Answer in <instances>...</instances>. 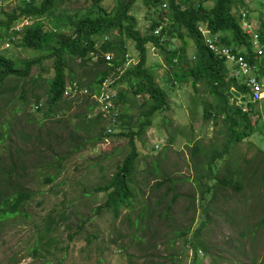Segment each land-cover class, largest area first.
Segmentation results:
<instances>
[{"label":"rangeland","instance_id":"1","mask_svg":"<svg viewBox=\"0 0 264 264\" xmlns=\"http://www.w3.org/2000/svg\"><path fill=\"white\" fill-rule=\"evenodd\" d=\"M42 1L0 0V21H8L10 18H14V25L10 28L0 24V55L12 59L19 66L28 59L33 60L41 56L47 58L50 52L24 47L21 39L22 31L25 28L43 26L55 29L61 27L64 32H72L70 23L65 25L61 19L70 17L74 13V9L84 7V10L78 12V19L88 8L84 0L78 5L58 1L62 4L60 9L64 15L60 14V10L54 14H37V16L23 14L27 5L40 7ZM119 1L104 0L101 6H104L107 13L112 14L114 12L115 14L116 5ZM204 1L206 4L217 2V0ZM88 3L90 4V2ZM167 5L164 4L162 8L169 15L171 12ZM233 9V15L236 16L242 29L247 28V32L252 36L255 33H261L260 28L262 20H264V0H243V2L233 0ZM237 11L240 12L241 17ZM244 12L249 17L247 16V22L243 25L241 13ZM127 15L134 19L135 29L143 36L160 35L158 27L155 31L152 30V24L155 20L153 18H158L160 14L155 9L152 10L148 7L143 0H136L131 4L127 10ZM165 17L169 19L170 16ZM202 31L206 35L211 34L203 27ZM227 33L229 34L228 30ZM123 34L126 36V31ZM113 36L111 33L108 37L99 39L96 46L97 51L100 50L101 52L100 56L91 53L83 59V62L79 58L70 60L69 65L73 69L72 73H75V80L78 79L81 83L79 84L81 92H78L75 86H71L70 81L67 82L68 88L65 97L71 101V105L70 109L65 110L66 113L61 114L63 122L56 129L38 128L37 118L41 117L42 112L36 110L38 106L35 101L31 98V103L24 107L21 100L18 99V94L23 91L31 97L38 86L37 84L34 85L32 81L36 75H54L55 69L52 58H47L44 64L40 66L34 65L29 77H22L26 85L17 86L13 95L7 92L0 97V99L2 98L0 109H3V113L0 114V121L4 115L12 118L11 114L15 107L24 108L19 119L12 118L9 124L2 123L0 125V132L10 131L12 133L8 143L13 146L18 145L24 150L23 152L30 155L31 160L34 159L37 162H44V158L54 155L53 153L58 154L62 159L60 177L51 183L43 182V177L38 175L39 169L30 170L32 175L31 188L34 189L36 195L39 192H44V194H38L36 206L29 209L30 219H25L19 223L18 220L16 222L10 220L8 223L6 221L5 223L0 222V264H264V180L259 183L258 176L254 183L247 181L246 187L240 194H233L228 188H219L217 197L214 202H211L208 212L203 214L201 208L203 200L201 201L200 193L206 182L199 181L197 185L192 180L206 173V169L199 166V163H207L204 153L213 147L214 142L216 146L220 147L226 140V135L225 130H221L223 116L218 119L220 123L217 129L212 126V118L205 117L208 111L207 104L217 99L209 91L206 82L197 81V86L194 87L192 85L195 80L193 75L188 77L190 79L185 84L180 82L175 84L176 90L167 93L168 105L165 110L156 112L145 131L141 135H135L138 149L144 154H142L143 161L137 163L135 179L137 183L141 182V186L135 192L137 196L134 197L132 204L134 209L122 207L123 210L118 215L113 212H103L100 216L92 206H102L107 198L106 194L98 192L90 197H84L79 192L84 185L92 188L105 181L103 180L104 175H109L107 176L108 180L112 177L114 157L121 160L128 154L132 133L138 131V127L143 125L142 122L145 121V117L142 114L140 116V112L143 110L136 104L132 106L128 102L131 117L118 122L110 133H118L119 136L105 141L94 140L92 133L95 135L96 131L84 129L86 125H89L90 128L93 125L91 120L95 118V114L105 109H100L98 105L94 112L88 110L87 107L97 99L96 96H91L90 99L89 95L92 94V91L89 86L94 83L96 65H99V72L106 67V64L99 62L101 58H106L107 55L113 56L112 53L101 51V45L107 38L113 40ZM186 37L188 40L186 54L190 56L189 59H193L195 46L190 36L186 35ZM124 38L127 40L126 54L131 56H129L128 65L124 67V71H126L141 61V53L134 40ZM162 39L166 40V37ZM251 43L253 45L252 38ZM181 45L180 38L174 37L167 48H180ZM236 50L240 52V50H246V47L242 44ZM253 51H255L254 47ZM51 56L53 57V55ZM67 56L68 54H66V59ZM145 58L144 68L156 65L154 73L157 83L160 86H167L169 83L166 80V73L169 72L170 67L166 61V52L153 45L148 46ZM233 64L237 68L235 74L241 81L242 76L239 75L236 63H227L230 67ZM181 69L191 72L187 63H183ZM118 74V72L117 74L113 72L111 77L103 83L101 95L106 92L104 89L115 80ZM260 81L264 86V78ZM6 88L10 89V83ZM169 88L168 86L165 89ZM115 89L128 91L129 97L134 96L129 82L118 84L114 90L108 89V94L117 95ZM250 99L252 101L251 91ZM44 100L45 98H43L42 104H44ZM99 100L102 101L103 98ZM238 100L236 102L231 99V102L237 106L247 103L241 102L240 98ZM255 102L257 105L252 113V120L257 122L256 131L233 147L234 150H238V154L243 158L241 160L242 165H244L245 158L249 160L257 151L263 150L254 158L253 162L259 161L264 153V91L263 97ZM118 103L116 108L120 112L123 104L121 101ZM105 115L106 120L103 125L106 126L110 116L108 113ZM73 124H79L83 128L82 131H77L75 138V144L83 150H78L76 155L71 157L66 153L68 142L65 140ZM107 129L106 127V133ZM212 129H214L213 133H211ZM121 132L125 135H120ZM219 132L220 134H218ZM28 135H31V140L28 145H23V140ZM191 137L194 141L192 148L191 143L188 142ZM197 145L201 147V152L195 154L194 148ZM110 155L111 159H108ZM153 157H156V160L160 159L158 161L159 173L152 172L153 161L149 160ZM53 159L51 158V160ZM25 160L28 161L29 159ZM103 160H107L111 165L100 171L97 164ZM260 166L262 167L260 171H263L264 159ZM53 171L55 172L54 168ZM164 174L172 176L175 183L158 187L156 182ZM213 175L222 176L226 173L218 171L214 172ZM217 184L218 182H215L214 187ZM136 187L137 184L134 188ZM165 193H168V198H171L174 193L182 195L171 210L172 217L170 219L154 218L150 223L149 221L135 223L136 218L133 217L141 214L143 207H149V211L146 210L147 213L151 210L157 212L162 210L161 204L156 203V201L164 198L162 195ZM209 200L210 198L205 200L204 204ZM63 210H66L65 216L68 220L60 222L62 225L55 236L59 238L58 244L60 243L65 249L48 255L40 248L39 243L40 236L46 234L43 223L50 212L56 220H59ZM105 210L110 209L105 208ZM129 213L133 216L131 225L128 219ZM156 217H158L157 214ZM148 226H150V230ZM201 226L204 229L198 230ZM183 227L190 229L188 239L192 243L195 241L191 236L195 233L201 236L202 239L195 243L200 242L199 244L206 250H198V257L195 255L197 251L192 249V243H184L186 238L181 237V235L178 236L183 231ZM88 237H91L90 242L87 240ZM121 237H125V248H117L116 244H120L117 240ZM38 249L43 256L36 255Z\"/></svg>","mask_w":264,"mask_h":264},{"label":"trees","instance_id":"2","mask_svg":"<svg viewBox=\"0 0 264 264\" xmlns=\"http://www.w3.org/2000/svg\"><path fill=\"white\" fill-rule=\"evenodd\" d=\"M61 3L66 2L76 4L82 3V0H43L40 7L27 5L23 10L24 15L37 16V14H54L59 12L64 15V12L60 9ZM104 0H84L85 5L88 8L79 16L78 12L84 10V7L74 9V13L70 17H64L61 19L64 24L71 25L72 32H64L61 27L55 29L45 28L43 26H37L34 28L27 27L22 33V45L33 49H40L50 51L47 58H52L54 62V75L47 76L45 74L36 75L32 78L33 84L38 85L34 93L29 97L25 91L18 94V99L21 100L22 105L25 107L32 100L37 104V109L42 112L41 117L37 118L38 128L46 127L48 129H56L60 126L63 120L61 114L66 113L65 110L70 109L71 101L65 97L67 91V82L70 81L71 86H75L78 92H81L80 81L75 80V73L70 67V60H76L79 58L82 62L91 53H96L100 56V50L97 51L99 39L108 37L111 33L114 35L113 40L107 38L101 45L103 52L112 53L107 55L106 58L102 57L100 63L106 64V67L99 72V65L94 68L95 80L91 83L89 89L92 91L91 96L100 97L105 95L109 96L111 100H114L115 105L112 110L116 109V105H119L118 101L123 104L122 110L118 112V121L122 122L124 119L131 117V109L128 108V102L134 106L136 104L143 111L140 112L145 117V121L140 125L139 130L132 133L130 138V148L128 154L121 160L115 158L113 164L112 177L108 180L109 175L103 176V181L99 185H95L90 188L84 185L80 189V193L84 197H90L94 193H105L106 200L102 206H92L97 214L104 212H113L118 215L122 212V207L133 208V199L137 196V189H140L141 182H136L135 175L137 172V163L143 161L142 151L138 149L135 141V135H141L147 126L151 123V118L156 112L165 110L167 107V93L174 92L176 90V83L180 82L185 84L189 80L191 75L195 77L192 82L194 87L197 86V81H203L207 83L209 91L216 97V101L207 104V112L205 117L212 118V126L217 129L222 118V129L225 130L226 140L223 141L220 147L216 146L214 142L213 147L208 149L204 155L207 163H199V166L206 169V173L194 178L192 181L198 185L199 181H205L201 189V208L204 212H208L211 202L217 197V190L228 188L233 194H240L247 185V181L254 183L256 177L259 179V183L264 180V170H261L260 163L264 159L259 158V161L253 162L254 158L263 152V150L257 151V153L249 158L244 159V165L241 160L243 158L238 154L237 149L233 147L242 142L247 137L251 136L256 131L257 122L252 120V113L255 110L257 102L250 99L249 86L240 81L235 74L237 70L236 66L227 65V60L224 57L215 55L206 45L209 39L202 31V27L205 30L210 31L211 38H218L223 46L238 48L243 44L246 50H240L242 55L251 65L258 66L255 69L256 75L260 79L264 78V53L261 57L253 51V45L248 34H246L240 27L241 24L237 21L236 16L233 15V0H217L216 3L206 4L204 0H143L148 7L152 10L155 9L159 13L158 18L155 19L152 24V30L158 27L160 29V35H147L143 36L135 29L134 19L127 15V10L130 8L136 0H120L116 5L117 11L114 14L106 12L104 6L101 3ZM243 2V0H241ZM90 2V4L88 3ZM164 4L170 8V14H166V10L162 7ZM245 5V4H244ZM243 5V6H244ZM240 15V12L237 11ZM165 16H170L167 19ZM241 17V15H240ZM70 18V19H69ZM14 23V18H10L8 21H0L1 25H5L6 28H10ZM229 31V34L227 33ZM126 31V36H124ZM231 32V33H230ZM219 33V34H218ZM218 34L216 37L215 35ZM186 35L190 36L195 46V56L193 59H188L186 54V45L188 40ZM134 40L137 49L141 53V61L132 69L124 71V67L128 62L129 56L126 55L127 40L124 38ZM166 37V40L162 38ZM178 37L181 40L182 47L175 49H168L167 46L171 39ZM261 39L264 42V20H262L261 26ZM155 46L166 52V61L170 67L169 72L166 73V80L169 83L167 86H160L156 81V75L154 69L156 65L150 68H144V62L146 60L148 46ZM100 48V49H101ZM100 52V53H99ZM66 54H68L66 59ZM53 55V57L51 56ZM131 57V56H130ZM46 56L37 57L33 60H25L21 66L16 64L12 59L0 55V97L7 92L13 95L16 87L22 84L26 85V82L22 80V77H29L30 72L34 65L40 66L44 64L47 59ZM187 63L191 72H186L181 69V65ZM119 73L115 80L111 82L105 89V93L101 95L103 90V83L111 77L112 73ZM261 76V77H260ZM129 82L131 92L134 96L129 97V92L124 90H116V94H108L107 90L117 87L118 84ZM10 83V89H7ZM69 84V85H70ZM169 89H165L166 87ZM41 87V88H40ZM24 88V87H23ZM233 89L239 92L242 96H245L248 100L246 104L233 105L231 99L238 102V98L233 94ZM139 96V97H137ZM44 104H42V100ZM2 99V98H1ZM0 99V100H1ZM105 101H107L105 97ZM65 104L63 105V103ZM99 102L94 100L92 105L87 108L90 111L95 110L98 107ZM209 105V107H208ZM1 107V101H0ZM146 107V108H145ZM144 108V109H143ZM246 109V110H244ZM24 108L15 107L14 112L11 114L13 119H19L23 113ZM3 113V109H0V114ZM106 110L95 114V118L91 120L93 125L89 128V125L84 126L85 130L96 131L93 135L94 140L105 141L107 139H113L119 136L118 133L107 134L105 122ZM10 116L4 115L0 125L2 123L9 124L12 119ZM115 126L116 124H112ZM36 127V128H37ZM115 128V127H114ZM212 129L211 133L214 132ZM83 128L79 124H73L72 128L67 134L66 142H68L67 154L71 157L76 155L78 150H83L75 144V138L77 131H82ZM220 134V132L218 133ZM217 134V135H218ZM120 135H125L123 132ZM12 136L10 131L5 133L0 132V222L5 221L8 223L10 220H14L18 223L20 221L28 220L31 218L29 209L36 206V198L38 194L43 195L44 192H39L37 195L30 183L32 181V175L30 170L39 169L38 175L43 177V182L51 183L56 181L60 176L62 169V159L58 154L49 155L44 158V162L34 159L31 160L30 155L18 145L13 146L8 142L9 137ZM38 138L40 136L38 135ZM31 140V135L24 138L23 145H28ZM191 148L193 147V138L190 141ZM15 143V142H14ZM16 144V143H15ZM221 149V150H220ZM195 154L201 152V147L197 145L194 148ZM192 151V154L194 153ZM53 160H51V158ZM105 157V156H104ZM156 157H153L149 161H153L152 172L159 173L158 161ZM25 159H29L26 161ZM36 159V158H35ZM111 159V155L108 156ZM58 161V162H57ZM37 162V163H36ZM252 162V163H251ZM100 171L106 169L109 165L107 160H103L97 164ZM55 169V172L53 171ZM224 171L226 175L217 176L213 175L214 172ZM172 176L164 174L163 177L156 183L158 187L164 184H174ZM34 182H37L34 180ZM212 182V183H210ZM218 182L214 187V183ZM210 183V184H209ZM137 184V187L134 186ZM67 185H70L67 183ZM196 185V187H197ZM71 186V185H70ZM254 194V193H253ZM255 195V194H254ZM65 196H67L65 194ZM164 198H160L156 203L161 204L159 212L151 210L149 207H143L142 213L133 217L128 214L130 225L132 224L131 218H136L135 223H142L143 221H149L154 219H170L171 210L176 204L181 194L174 193L171 198H168V193L162 195ZM210 198V200L204 204V201ZM192 200V198H191ZM35 202V204H34ZM190 203V201H189ZM188 203V205H189ZM40 205V204H39ZM188 207V206H187ZM105 208L110 210H105ZM66 210L59 220L50 212L43 223V229H46V234L40 236V248L46 252V254H53L55 252H61L65 248L60 245L59 238L55 236L61 227V221L68 220L65 216ZM70 213V212H69ZM71 214V213H70ZM156 214L158 217H156ZM148 223V224H149ZM205 225V223H204ZM183 227V231L178 234L181 237L186 238L184 243H192L188 239L190 229ZM150 230V226H148ZM204 227H200L198 230H202ZM178 233V232H177ZM196 242L201 240V236L195 233L191 236ZM87 240L90 242L91 237ZM125 237H121L117 240L120 244H116L117 248H125ZM192 243V249H195L196 257L199 256L198 250H206L199 243ZM36 255L43 256L38 249ZM195 263V262H194Z\"/></svg>","mask_w":264,"mask_h":264},{"label":"built area","instance_id":"3","mask_svg":"<svg viewBox=\"0 0 264 264\" xmlns=\"http://www.w3.org/2000/svg\"><path fill=\"white\" fill-rule=\"evenodd\" d=\"M247 16V13L242 14L243 25L247 22ZM244 30L247 32V28H244ZM247 33L250 34L249 32ZM251 38L253 39L255 52L258 56H261L264 53V42L261 39L260 33H255L253 36L251 35ZM206 45L215 55L224 57L229 62L236 63L239 75L244 78V81L252 89L254 100H259L263 97L262 83L260 82L258 75L253 73L255 66L251 65L250 62H248L242 55H239V53L233 48L223 46L218 38H209ZM106 99L107 101H104V108L108 110L112 104L109 96H106Z\"/></svg>","mask_w":264,"mask_h":264},{"label":"bare ground","instance_id":"4","mask_svg":"<svg viewBox=\"0 0 264 264\" xmlns=\"http://www.w3.org/2000/svg\"><path fill=\"white\" fill-rule=\"evenodd\" d=\"M261 77V76H260ZM261 82V81H260ZM262 86H263V84H262ZM250 88V91H251V95H252V100L255 102V101H258V100H254L253 99V92H252V89H251V87H249ZM263 91H264V86H263ZM236 96V95H235ZM237 97V96H236ZM241 97H243V96H241ZM241 97H240V99H241ZM98 98V97H97ZM100 98H103V102L105 101V97H103V96H100ZM100 98H98V99H100ZM238 98V97H237ZM111 100V99H110ZM112 102H113V105H115V103H114V100H111ZM241 102H243V101H241ZM118 110H117V108L115 109V110H112V111H110L109 113H108V115L110 116L109 117V123H114V124H117L118 122H120V121H118V118H117V114H118ZM112 129L111 128H108L107 129V134H110V133H112Z\"/></svg>","mask_w":264,"mask_h":264},{"label":"clouds","instance_id":"5","mask_svg":"<svg viewBox=\"0 0 264 264\" xmlns=\"http://www.w3.org/2000/svg\"><path fill=\"white\" fill-rule=\"evenodd\" d=\"M243 12V11H242ZM245 13V12H244ZM241 14H243V13H241ZM248 17H249V15H248ZM261 29V28H260ZM243 31L247 34V32L244 30V28H243ZM18 32H20L19 30H18ZM261 34V33H260ZM206 36H208L209 38H211L210 37V33L208 34V35H206ZM216 37V36H215ZM249 37H250V39H251V35L249 34ZM217 38V37H216ZM220 41V40H219ZM221 43V42H220ZM234 49V48H233ZM236 52H237V50L236 49H234ZM255 52V51H254ZM238 53H240V52H238ZM127 55V57L128 56H130L129 54H126ZM240 55V54H239ZM262 56V55H261ZM261 56H258V57H261ZM226 59V58H225ZM227 60V59H226ZM227 62H229L228 60H227ZM254 66V65H253ZM255 69H258V66H255V68L253 69V73L254 74H256V72H255ZM260 79V78H259ZM242 82H244V83H246L245 81H244V78L242 77V80H241ZM247 84V83H246ZM96 101L97 102H99V107H100V109L101 108H104V102H103V100L101 101V100H99L98 98L96 99ZM111 106H110V108L107 110V109H104V110H106L108 113L110 112V111H112V107L114 106L113 105V102L111 101ZM113 123H110V124H108L107 125V128H111V129H113L114 130V126L112 125Z\"/></svg>","mask_w":264,"mask_h":264},{"label":"water","instance_id":"6","mask_svg":"<svg viewBox=\"0 0 264 264\" xmlns=\"http://www.w3.org/2000/svg\"><path fill=\"white\" fill-rule=\"evenodd\" d=\"M233 94L236 95L238 98L241 97V94L239 92H237L235 89H233ZM241 101L243 102H247V98L245 96L241 97Z\"/></svg>","mask_w":264,"mask_h":264},{"label":"crops","instance_id":"7","mask_svg":"<svg viewBox=\"0 0 264 264\" xmlns=\"http://www.w3.org/2000/svg\"><path fill=\"white\" fill-rule=\"evenodd\" d=\"M181 47V46H180ZM177 48V47H176ZM173 49H175V48H173ZM162 53V52H161ZM163 54V53H162ZM188 56V59L190 58V56L189 55H187ZM177 84V83H176Z\"/></svg>","mask_w":264,"mask_h":264}]
</instances>
